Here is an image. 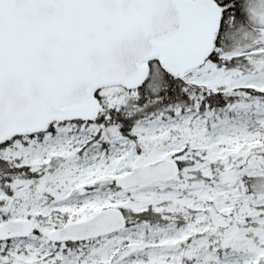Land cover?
Segmentation results:
<instances>
[{
	"label": "snow or ice",
	"instance_id": "snow-or-ice-1",
	"mask_svg": "<svg viewBox=\"0 0 264 264\" xmlns=\"http://www.w3.org/2000/svg\"><path fill=\"white\" fill-rule=\"evenodd\" d=\"M0 264H264V0H0Z\"/></svg>",
	"mask_w": 264,
	"mask_h": 264
}]
</instances>
